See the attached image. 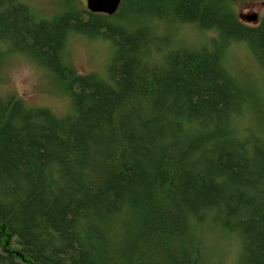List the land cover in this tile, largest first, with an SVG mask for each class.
Listing matches in <instances>:
<instances>
[{"label": "trees", "instance_id": "16d2710c", "mask_svg": "<svg viewBox=\"0 0 264 264\" xmlns=\"http://www.w3.org/2000/svg\"><path fill=\"white\" fill-rule=\"evenodd\" d=\"M56 1L0 0V67L24 56L70 101L0 94V264H208L209 231L264 264V95L227 65L245 44L264 78V16L236 9L264 0ZM72 37L111 46L104 77L69 62Z\"/></svg>", "mask_w": 264, "mask_h": 264}, {"label": "rangeland", "instance_id": "374dc122", "mask_svg": "<svg viewBox=\"0 0 264 264\" xmlns=\"http://www.w3.org/2000/svg\"><path fill=\"white\" fill-rule=\"evenodd\" d=\"M23 1L30 5L38 15L46 18L51 17L60 9L56 5V0ZM80 2L87 9L86 2L83 0ZM236 9L241 21L249 26L258 25L264 16V2L262 1L240 3L237 4ZM252 14L257 15V21L248 22L247 17ZM181 32L189 43H203L200 34L196 35L190 27L183 28ZM67 51L69 62L79 72L97 74L102 77L107 73L106 66L112 56L111 46L107 42L72 37ZM227 65L234 75L250 84L257 93L264 95L263 74L245 44L232 46L229 50ZM60 93V87L53 77L24 56L10 55L0 67V94L2 96L15 94L22 98L29 107H46L62 116L68 112L70 101ZM204 235L209 246L213 248V255L208 264H235L240 246L237 240H231L217 231H209Z\"/></svg>", "mask_w": 264, "mask_h": 264}, {"label": "water", "instance_id": "95a60500", "mask_svg": "<svg viewBox=\"0 0 264 264\" xmlns=\"http://www.w3.org/2000/svg\"><path fill=\"white\" fill-rule=\"evenodd\" d=\"M86 1L87 9L91 13L114 15L124 0H83ZM248 20L257 21V15L252 14Z\"/></svg>", "mask_w": 264, "mask_h": 264}, {"label": "bare ground", "instance_id": "6f19581e", "mask_svg": "<svg viewBox=\"0 0 264 264\" xmlns=\"http://www.w3.org/2000/svg\"><path fill=\"white\" fill-rule=\"evenodd\" d=\"M249 17H250V16L247 17V21H248V22H250V21L248 20ZM259 23H260V22H259ZM259 23H258V24H259Z\"/></svg>", "mask_w": 264, "mask_h": 264}]
</instances>
